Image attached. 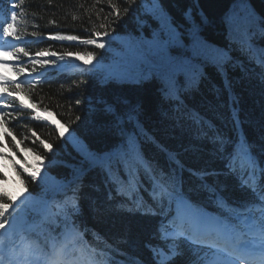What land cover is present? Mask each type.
<instances>
[{
	"label": "trees",
	"instance_id": "obj_1",
	"mask_svg": "<svg viewBox=\"0 0 264 264\" xmlns=\"http://www.w3.org/2000/svg\"><path fill=\"white\" fill-rule=\"evenodd\" d=\"M114 2L122 5V0ZM7 7V4H0L1 9ZM134 7L137 9L135 13L130 11L124 15L111 35L119 33V36H128L136 32L139 36L141 34L142 42L146 43L149 41L147 38H152L154 33L149 24L161 29L162 20L178 25L187 34L182 35L188 39L185 48L170 47L169 53L200 64L204 75L191 86L184 74L176 76L175 82L180 89L182 101L179 108L178 102L164 99L161 84L155 78L140 84L103 83L109 72L104 73L90 64H81L79 67L70 65L71 58L68 55H65L62 67L36 65V71L33 72L29 58L21 54L20 62L9 60L7 77L20 81L31 75L42 82L37 84L33 81L31 88L25 82V92L18 94L17 107L23 101L27 108L19 109L6 118L8 130L18 140L24 137L27 139L18 148L9 145V148L4 149V154L11 159L0 160V173L7 176L8 182L4 186L8 190L14 194L23 191V177L17 175L18 171H22L23 160H27L29 166L39 162L34 155L18 149L25 145L35 147L31 144V140L35 139L31 133L35 131L40 138L52 144L51 151L44 150L42 146L39 149L44 157L41 173H48L46 182L49 185L54 186L56 182L70 179L74 169H86L79 190L82 214L74 218L81 226L83 235L78 238V243L83 246L85 255L92 249H105L110 244L118 247L128 257H139L145 264H150L151 254L145 244L160 243L153 238L158 235L156 229L160 217L145 216L136 211L130 199L117 196L114 187L105 184L106 177L99 168L87 169L83 164L86 153L104 154L127 143L126 137L115 126V117L105 113L103 105L98 101L104 99L115 105L117 113L122 117L120 128L135 136L141 155L154 169L169 172L177 166L178 161L184 168L183 190L194 203L207 212L216 213L218 210L207 198L208 194L196 190L199 182L190 177L188 169L223 168L224 161L213 155V144L200 133L201 124L205 130L215 126L233 141H240L235 145L237 150L245 139L257 147L264 146V76L261 75L264 69L258 62L256 49L249 50L247 47V41H251V44L264 48V33L259 31L258 23L264 19V0H244L243 3L240 0H156L155 3L154 0H137ZM154 7L162 10L163 18L152 14ZM98 8H103L99 16ZM17 11L24 13L18 20V27L22 30L21 41L10 40L8 46L25 47L32 56L42 49L56 52V57L38 59L57 62L60 55L83 53L86 46L80 45L79 40L53 41L48 39L49 35L91 38L94 29L104 31L98 26L109 9L107 0H100L99 4L97 0H51V3L49 0H25ZM189 12L190 16L186 17L185 14ZM137 18L143 21L142 25L137 22ZM228 18H231V24ZM248 23L255 25L248 29L254 32L252 35L245 33ZM141 29L145 30L144 34ZM193 30L199 40L209 46L208 50L196 57L193 50L186 47L194 42ZM32 33L37 35L33 36ZM103 40L108 39L104 37ZM112 43L116 44L117 49L124 51L116 40ZM89 46L92 50L94 45ZM214 49H226L232 57V61L225 64L224 71H218L213 63L217 56L212 51ZM130 51L134 59L116 64L110 72L132 71L137 68L138 51L136 47ZM13 63L17 66L21 63L27 65L22 76L16 75L11 66ZM84 67L92 69V74L81 72L80 69ZM42 73L43 76L40 75ZM69 97L72 99L69 100ZM10 99H16V94ZM76 99L82 101L79 106L75 103ZM121 99H126L129 103H120ZM89 101L92 102L91 108ZM69 104L72 106L71 111ZM45 106L51 115L43 111ZM129 112L132 114L131 119L128 118ZM32 115H39L41 120L32 119ZM76 115L81 119L76 121ZM69 121L74 122L69 124ZM69 136H75L78 142L74 143ZM0 140L5 143L11 140L2 128ZM36 144H39V140ZM169 154H173L174 159L170 160ZM13 162L17 166L15 170ZM120 175L127 179L122 166ZM139 180L138 195L150 201L148 192L145 191L150 189V181L143 169L139 172ZM219 180L225 186L221 195L229 203L239 204L248 199L232 177L221 176ZM38 191L35 184L29 187V192L34 195ZM97 234L100 239L96 238ZM113 255L117 262L126 259L124 255ZM189 258L188 255L177 258L176 264H187Z\"/></svg>",
	"mask_w": 264,
	"mask_h": 264
},
{
	"label": "snow or ice",
	"instance_id": "obj_2",
	"mask_svg": "<svg viewBox=\"0 0 264 264\" xmlns=\"http://www.w3.org/2000/svg\"><path fill=\"white\" fill-rule=\"evenodd\" d=\"M99 2L100 0H97V4ZM240 2L243 3L244 0ZM24 3L25 0H0V4L8 5L7 8L0 9V45H2L0 67L10 66L9 60L20 62L21 54L29 58L33 72L36 71V65L51 64L54 67H62L63 65H57L56 61L38 59L46 56L56 57V52L42 49L32 56L25 47L8 46L10 40L21 41L22 30L18 27V20L24 16V13L17 10ZM136 5L137 0H122V5L116 4L114 0H107L109 11L98 26L99 29L104 30L103 32L94 29L91 38L86 39H80L77 35L61 34L49 35L48 39L61 42L79 40L80 45H94L95 49L101 50L105 49L106 43L111 47L112 42L119 36V33L116 36L111 35L116 31L115 26L119 25L123 16L130 11L134 14L137 10L134 7ZM151 11L153 15L163 18L162 10L158 7H154ZM100 12H103V8H98V16ZM185 15L189 17L190 12ZM228 19L231 24V18ZM137 22L143 24L139 18ZM258 23L259 31L264 33V19ZM254 27V24L248 23L246 35L254 34L248 31ZM32 35L37 34L32 33ZM165 36L166 38L154 32L151 40L138 43L137 68L132 71L109 72L102 82L140 84L155 78L161 84L160 90L164 99L178 102L179 108L182 101H180V89L175 82L176 76L184 74L191 86L197 83L204 73L200 64L169 53L170 47L180 43V33L174 27L167 26ZM193 36V55L196 57L208 50L209 46L199 40L195 30ZM104 37H108V40L104 41ZM247 47L249 50L256 49L258 62L264 69V48L251 44V41H247ZM243 48L242 44V51ZM212 51L217 53L213 59L215 67L218 71H224L225 64L232 61L230 53L226 49ZM65 55L72 53L60 55L58 59L63 62ZM75 55L77 59L81 58L80 52ZM95 56V51H84L83 57L87 58L84 64H89ZM11 66L17 76H22L27 65L21 63L17 66L13 63ZM80 71L92 74V69L88 67L81 68ZM261 75L264 76V72ZM33 81L37 84L42 82L31 75L20 81L0 75V93L6 94L0 95V128L4 130L6 136L11 137L7 143L0 140V160L11 159L4 154L5 148H9V145L18 148L27 139L24 137L18 140L8 130L6 118L19 109L27 108L23 101H20L17 107L18 94L25 92V82L31 88ZM14 94L16 99H10ZM75 103L79 106L82 101L76 99ZM88 103L91 108L92 102ZM98 103L103 105L105 113L115 117V126L120 130L121 135L126 137L127 143L104 154L86 153L83 164L87 169L99 168L106 177L105 184L114 187L117 196L130 199L136 211L145 216L160 217L156 229L158 235L153 237L160 243L145 244L151 254L150 264H176L177 258L186 255L190 257L187 264H264V159H262L264 146L257 147L245 139L237 150L235 145L240 141H233L215 126L205 130L204 125L201 124L200 133L213 144V155L224 161L222 169H188L190 177L199 182L196 190L207 193V198L218 210L210 214L202 206L194 203L189 194L183 190L184 168L178 161L177 166L169 172L154 169L141 155L135 136L120 128L122 117L117 113L115 105L104 99H100ZM120 103L128 104L129 101L121 99ZM71 107L69 104V111ZM43 111L51 115L46 106ZM31 118L36 121L41 120L39 115H32ZM128 118H132L131 112L128 113ZM80 119L79 115L75 116L76 121ZM72 122L74 121L68 123ZM60 135L63 136V133ZM31 136L35 137L31 140V144L35 147L25 145L18 150L34 155L39 163H32L29 166L28 161L23 160L22 171L17 172L18 176L23 177L21 179L23 191L14 194L8 190L4 186L8 182L7 176L0 173V264H145L141 258L128 257L118 247L110 244L105 249H92L85 255L83 246L78 243V238H82L83 235L81 226L74 218L82 214L79 190L86 169L84 167L74 169L70 179L56 182L54 186L49 185L46 182L48 173H41L44 157L39 149L42 146L44 150L51 151L52 144L40 138L35 131H32ZM69 139L74 143L78 142L75 136H69ZM37 140H39L38 145ZM169 159H174V155L169 154ZM121 166L127 176L126 180L120 175ZM16 167L13 162V169L15 170ZM141 169L150 181V189H145L150 201L138 195ZM221 176L235 179L238 188L247 194L248 199L239 204L229 203L228 199L221 195L225 187L220 183ZM33 184L39 189L35 195L29 192V187ZM111 198L110 188L109 199ZM96 238L100 239L98 234ZM113 253L124 255L126 259L117 262Z\"/></svg>",
	"mask_w": 264,
	"mask_h": 264
},
{
	"label": "rangeland",
	"instance_id": "obj_3",
	"mask_svg": "<svg viewBox=\"0 0 264 264\" xmlns=\"http://www.w3.org/2000/svg\"><path fill=\"white\" fill-rule=\"evenodd\" d=\"M160 23H161V29H159V27L156 25L149 24L151 30L153 32H156V33L160 32L161 36L166 38L165 31H166L167 26L170 25V26L174 27L180 33V37H179L180 43L178 45H176V47H184L185 48V44L188 42V39L182 37V35H185L186 32L183 29H181V27H179L178 25L170 23V22L167 23V21H165V20H162ZM141 30H142V33L144 34L145 30H143V29H141ZM157 31H159V32H157ZM147 39L151 40V38H147ZM116 41L120 45H122V47H123V49H125V51H121L120 49H117L116 44H113V43H112L111 47H109L108 44L106 43V47L103 50L95 49L94 46L92 47V50H90V46L84 47V51H95L96 52L95 58H93L89 62V64L92 66L94 64H96L100 69L107 72L111 69L110 67H116V64H121V62H123V61L128 62L129 60L134 59V55L131 54V51L128 52V49L133 50L136 47L137 41L140 43V42H142V39H141V34L139 36L138 33L133 32L132 35L117 36ZM193 44H194V42L186 45V47H189L190 49L193 50ZM0 46H2V45H0ZM173 47H175V46H173ZM75 54L76 53H72V55H68L71 58V62H70L71 64L70 65L84 64V60L87 58L83 57V53H81L80 59H77ZM110 60H111V62H110ZM63 63L64 62H61L59 59L56 62L57 65H62ZM9 70H10V66L0 67V75L7 76L9 74ZM129 70H131V69H129Z\"/></svg>",
	"mask_w": 264,
	"mask_h": 264
}]
</instances>
